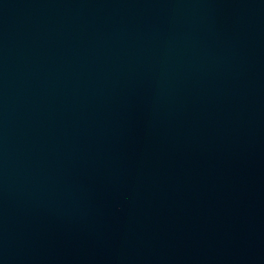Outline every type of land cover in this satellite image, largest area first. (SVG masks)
<instances>
[{
    "label": "water",
    "instance_id": "obj_1",
    "mask_svg": "<svg viewBox=\"0 0 264 264\" xmlns=\"http://www.w3.org/2000/svg\"><path fill=\"white\" fill-rule=\"evenodd\" d=\"M0 264H264V0H0Z\"/></svg>",
    "mask_w": 264,
    "mask_h": 264
}]
</instances>
